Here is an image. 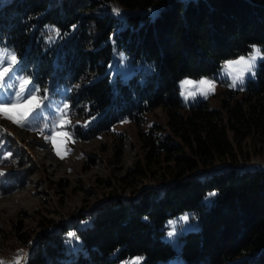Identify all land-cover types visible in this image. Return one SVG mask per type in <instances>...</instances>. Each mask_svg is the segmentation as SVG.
<instances>
[{
	"label": "trees",
	"instance_id": "obj_1",
	"mask_svg": "<svg viewBox=\"0 0 264 264\" xmlns=\"http://www.w3.org/2000/svg\"><path fill=\"white\" fill-rule=\"evenodd\" d=\"M252 46L264 53V0H0V50L14 52L36 84L62 94L79 121L95 117L87 133L121 121L141 126L157 108L166 116L165 131L142 140L147 163L166 164L160 181H171L162 186L173 183L44 232L29 264H264V172L195 177L249 162L248 139L264 161V61L243 97L225 91L220 108L201 99L184 104L179 88L184 79L215 78ZM118 54L130 65L127 76L109 68ZM184 214L195 229L180 234L175 250L164 239L166 223Z\"/></svg>",
	"mask_w": 264,
	"mask_h": 264
},
{
	"label": "rangeland",
	"instance_id": "obj_2",
	"mask_svg": "<svg viewBox=\"0 0 264 264\" xmlns=\"http://www.w3.org/2000/svg\"><path fill=\"white\" fill-rule=\"evenodd\" d=\"M98 1L103 4V0ZM108 5L114 14L112 10L117 8L116 5ZM116 16L119 17L120 14ZM257 48L261 50L260 47ZM252 53L253 49L244 57L247 59ZM10 56V52L0 50V63L7 61L10 64ZM229 61L222 64L215 78H202L209 79L216 85L206 99L197 95L195 98L185 100L180 90L182 102L190 104L201 99L208 101L212 108H220L225 91H237L239 94L236 98L243 97V91L250 85L249 83L256 80V72L259 64L264 61V53L261 50L254 74L247 73L244 84H238L237 87L231 86V78L224 69V65ZM18 70L21 75L8 81V92L13 89L18 91L19 80L30 77L23 74L19 67ZM111 70L124 77L129 74L131 68L126 58L122 60L118 54L114 58ZM65 102L62 94H51L48 107L56 112L57 118L59 112L56 110ZM70 115V124L74 126L73 131L77 135L74 142L69 141L64 146L71 149L64 159L55 154L51 143L47 142L44 136L37 134L36 125L44 127L40 120L33 122L32 130H22L0 117L2 133L0 140L3 141L0 152L5 154L10 152L12 155L11 159L0 163V171L6 173L4 177H0V204L14 205L0 207V259L13 261L19 256L21 264H25V261L27 264L28 253L36 241L41 240L44 232L50 234L61 225L74 223L80 215L91 214L101 203L115 198L126 201L135 199L142 190L159 188L162 182L171 181L169 177L160 181L164 174L163 167L166 165L164 162L147 163V150L142 140L144 133L150 132L154 136H159L165 131L166 116L161 108L147 114L141 126L121 121L108 132L97 135L87 133L83 127L84 123L71 113ZM243 146L245 151H250L252 155L251 160L246 163H264L258 155L252 154L250 139L246 140ZM221 165L225 164H218ZM136 170H141L142 174L136 175ZM185 215L188 217L187 220L180 219ZM169 221L166 223L164 239L178 250V237L181 233L195 229V223L191 221L189 214ZM48 222L51 226L44 231L42 223ZM169 232L173 235L169 236ZM75 241L77 240L74 236H69L68 233L67 244L73 247ZM123 264H140V260L134 259ZM167 264L183 263L175 259Z\"/></svg>",
	"mask_w": 264,
	"mask_h": 264
},
{
	"label": "snow or ice",
	"instance_id": "obj_3",
	"mask_svg": "<svg viewBox=\"0 0 264 264\" xmlns=\"http://www.w3.org/2000/svg\"><path fill=\"white\" fill-rule=\"evenodd\" d=\"M112 11L116 15L120 14L117 8H113ZM51 27L55 30L57 36L61 34L58 28H55V26ZM72 27L74 28L75 26L73 25ZM252 47L253 53L247 59L241 56L239 59L229 61L224 65L227 76L231 78L232 87H237L238 84L243 85L246 74L252 73L256 68L257 60L261 57V50L256 46ZM120 55L121 59L124 60L123 54ZM10 61V64L7 61L0 63V97H3V99H0V117H3L22 130H32L33 122L40 120L44 124V127L41 128L37 124V134L44 136L46 141L51 143L55 154L60 159H64L71 151V149H67L64 146L69 141L74 142V137L77 135L73 131L74 126L70 124L72 106L68 102L59 106L56 110L59 112V117L57 118L56 112L51 111L48 107L51 97L50 89L36 84L32 77L28 79L21 78L19 80V90L13 89V91L8 92V81L14 79L17 75H21L18 70L20 61L14 52L10 56ZM109 68H112L111 64ZM215 87L216 85L209 79H200L196 82L191 79H184L179 84L181 95L185 100L195 98L197 95L203 96L206 99ZM92 119H95V117ZM92 119L87 120L83 124V127H89ZM2 148L3 141L0 140V149ZM0 156H2L0 163L12 158L10 152L6 154L0 152ZM5 175V172L0 171V177H4ZM180 219L187 220L188 217L185 215ZM169 223L173 222L169 221ZM73 235V233H69V236ZM168 235L171 236L173 233L169 232ZM14 264H21L19 256L15 259Z\"/></svg>",
	"mask_w": 264,
	"mask_h": 264
},
{
	"label": "water",
	"instance_id": "obj_4",
	"mask_svg": "<svg viewBox=\"0 0 264 264\" xmlns=\"http://www.w3.org/2000/svg\"><path fill=\"white\" fill-rule=\"evenodd\" d=\"M231 169H237V170H257V171H262L264 172V163L262 162H250V163H245V164H240L239 166L235 167L231 164H225V165H221V166H218V167H214L212 169H209V170H202L200 171L197 175H195V177H198L200 175H210V174H217L219 172H222V171H225V170H231ZM188 178H191V176H188L186 177L185 179H188ZM173 183V182H172ZM172 183H169V184H172ZM168 184V185H169ZM168 185H164V186H160L159 188H146L144 190H142L135 199H129L127 201H135L137 200L141 195H143L146 191H149V190H157V189H161V188H164ZM110 201H106L104 203H101L100 205H103L105 203H108ZM98 205L97 207L94 208V211L100 206ZM93 212V211H92ZM40 242V239L38 241H36V243L33 245V247L31 248L30 252L28 253V261H27V264H29L30 262V257L32 255V253L36 250V247L38 246Z\"/></svg>",
	"mask_w": 264,
	"mask_h": 264
},
{
	"label": "clouds",
	"instance_id": "obj_5",
	"mask_svg": "<svg viewBox=\"0 0 264 264\" xmlns=\"http://www.w3.org/2000/svg\"><path fill=\"white\" fill-rule=\"evenodd\" d=\"M255 69L252 71V73L254 74ZM13 195H15V193H13ZM9 206H13L14 205H9V204H0V207H9ZM15 258L13 261H5L3 259H0V264H14Z\"/></svg>",
	"mask_w": 264,
	"mask_h": 264
}]
</instances>
